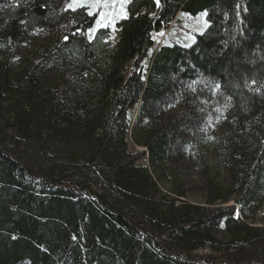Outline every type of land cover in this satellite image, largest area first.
I'll return each mask as SVG.
<instances>
[{
  "label": "trees",
  "instance_id": "obj_1",
  "mask_svg": "<svg viewBox=\"0 0 264 264\" xmlns=\"http://www.w3.org/2000/svg\"><path fill=\"white\" fill-rule=\"evenodd\" d=\"M70 3L0 0V50L53 35L16 75V104L12 54L2 69L0 126L15 140L0 142V264H264V228L253 227L264 205V0H130L115 47L108 29L90 39L97 18ZM205 12L209 30L190 48L160 47L145 75L154 35ZM225 120L229 130L210 135ZM49 152L72 167L32 171ZM193 155L205 207L178 188L175 167ZM209 249L238 259L193 256Z\"/></svg>",
  "mask_w": 264,
  "mask_h": 264
},
{
  "label": "rangeland",
  "instance_id": "obj_2",
  "mask_svg": "<svg viewBox=\"0 0 264 264\" xmlns=\"http://www.w3.org/2000/svg\"><path fill=\"white\" fill-rule=\"evenodd\" d=\"M73 2V0H72ZM85 4H91V3H99V4H107L108 7H100L99 9H92L87 8L88 12H92L97 20L93 28H91L87 32V36L90 39H93L97 32L100 29H108L110 31V37L108 40L110 43L115 47L117 43L120 40V33L118 24L124 20L127 19L129 16L128 13V5L130 3V0H82ZM121 5H123V8L121 9ZM82 7H77L76 9H79ZM105 13V18L110 19L111 23L107 27L103 26V22L101 23L100 27H97V21L100 18V14ZM110 14V15H109ZM151 15L153 17L157 16V13L152 12ZM210 28V22L208 20V12L201 13L198 16H192L188 14H181L179 16V20L175 25H172L171 27L167 29H163L161 32L156 33L154 35L155 38V46L149 53V56L147 60L144 63V74L146 75L148 73V70L151 65V61L153 58V55L156 50H158L162 46H182L185 48L192 47L197 40V37L200 35L205 34ZM95 30V31H93ZM53 35H50L48 32L44 30H38L36 31L31 38L19 45H16L14 48L4 47L0 50V79L2 78V69L4 65V61L9 57V55H13V62L11 66V78L9 80V87L11 92H9L7 96L8 103L16 104L19 99V93L21 90V87L24 86V83H19L18 79L16 78L17 74L21 71L23 67L28 65V63L33 59L40 51V48L48 42ZM4 34H0V38H3ZM1 47V44H0ZM133 67V63L130 65V70ZM51 78H55V74H52ZM2 83L0 82V89L2 90ZM252 89L260 90L261 86L252 85ZM137 111L134 110L130 113L129 117L133 120V122L136 120ZM12 117L9 115H6V119H11ZM230 124L227 120L222 121L220 123H217L216 126L211 130L210 135H218L219 133H224L227 130H229ZM12 134L8 132L7 129H3L2 126H0V142L4 144H13V141L15 140L12 138ZM15 145V144H14ZM15 146H21L20 144ZM147 152L145 148L136 147L133 144L130 146V153L138 159L139 165H144L148 162V156L144 158L143 153ZM50 154L43 153L40 156V160L34 159L35 164H31L30 162V168L32 171H39L42 168L44 169H52V167L59 166L62 167L64 170H68V167H72L65 162V158L63 155L56 154L54 152H49ZM193 154V153H192ZM147 155V153H146ZM195 155V154H194ZM188 156L185 158L178 167V188L180 192H183L187 195V197L183 200L188 201L190 203H197L201 206L205 207V196L206 192L204 190V180L200 175V169L199 165L197 163V160L195 156ZM45 161H44V160ZM50 159V160H49ZM42 160V161H41ZM56 164V165H54ZM74 167V166H73ZM173 168V166H172ZM58 171H62L59 168H56ZM221 181L230 186L232 181L229 176V174L224 173L221 177ZM175 189L173 184H168L167 182L165 184H162L160 186V190L164 194H169L170 189ZM174 196V195H171ZM235 202L231 201L226 205L228 206H234ZM240 215L239 212H237L236 216L238 217ZM253 227H259L264 228V205L263 208L258 212L256 221L253 225ZM219 238L226 242L229 240L227 235L222 231H218ZM239 252L236 250H232L229 253H215L213 251L209 250H202L199 252H196L193 254V256H199V257H207V256H213L217 260H224V261H232L236 262L238 259Z\"/></svg>",
  "mask_w": 264,
  "mask_h": 264
},
{
  "label": "snow or ice",
  "instance_id": "obj_3",
  "mask_svg": "<svg viewBox=\"0 0 264 264\" xmlns=\"http://www.w3.org/2000/svg\"><path fill=\"white\" fill-rule=\"evenodd\" d=\"M77 7H87V8H92V9H99L100 7L107 8L108 5L107 4L101 5L99 3L85 4L82 2V0H73V2L68 5V8L73 9V10H75V8H77ZM122 8H123V5H121V9ZM92 14H93L92 12H89V15H92ZM105 15H106L105 13L100 14V18L97 21V27H100L102 22H103V26H105V27H107L109 25V23H111L110 19L106 20ZM93 31H95V30H93ZM90 38H91V36H90ZM217 87H219V86H217Z\"/></svg>",
  "mask_w": 264,
  "mask_h": 264
}]
</instances>
